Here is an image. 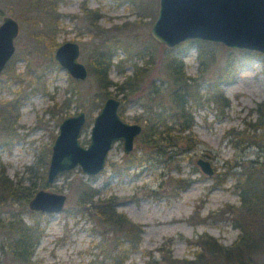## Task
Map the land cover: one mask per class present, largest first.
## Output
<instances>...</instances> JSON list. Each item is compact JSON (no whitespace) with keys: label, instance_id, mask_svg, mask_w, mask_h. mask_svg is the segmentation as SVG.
Segmentation results:
<instances>
[{"label":"rangeland","instance_id":"rangeland-1","mask_svg":"<svg viewBox=\"0 0 264 264\" xmlns=\"http://www.w3.org/2000/svg\"><path fill=\"white\" fill-rule=\"evenodd\" d=\"M34 4V0H0V23L8 15L19 24L9 67L14 77L11 76L13 71L7 69L0 74V167L24 186L31 182L36 186L44 183L41 189L66 196L61 213H42L37 217L44 233L32 262L115 264L114 255L120 248H127V243L116 244L118 236L111 228L81 211L77 199L84 189L82 181L97 190L100 200L114 196L118 202L116 211L143 225L138 249L122 254L119 259L122 264H144L150 253L159 257L157 249L169 238L174 239L169 248L178 259L193 257L198 248L192 242L203 233L223 245H231L240 231L234 225L235 217L224 210L227 205H239L235 184L241 165L262 160L264 156L262 148L253 142L262 134L253 124L257 120L256 106L264 100V55L253 52L246 55L241 52L247 51L207 42L215 45L216 64L200 80L202 105L190 108L194 123L189 133L198 143L190 150L156 158L137 138L128 154L123 150L122 141H117L98 175L87 176L78 166L59 175L53 183H47L51 146L60 122L80 111L85 112L87 122L80 142L87 146L93 118L108 97L91 74L90 61L95 52L115 44L110 80L121 82L133 73L135 66H146L145 93L150 83L158 85L164 100L170 92L164 72L166 56L179 57L188 76H198L200 66L196 41H185L167 49L151 37L150 28L157 16L159 0H55L58 29L48 34L49 37L42 30L44 15L28 8ZM66 41L80 46L79 60L88 70L85 81L74 80L53 61L55 49ZM126 46H130L129 51L125 50ZM232 57L237 61L234 78L220 84L229 105L219 109L207 101L206 92L214 73ZM108 93L117 97L113 86ZM7 103L14 105L7 108ZM120 113L125 122L142 126L141 118L148 116L141 99L121 103ZM199 158L211 163V176L204 174L196 164ZM10 213H21L24 222L33 223L28 205L25 208L17 204L0 206L1 220H6ZM3 232L0 228L1 243L7 241ZM256 260L264 264V253ZM0 261L15 264L10 255L1 251Z\"/></svg>","mask_w":264,"mask_h":264},{"label":"trees","instance_id":"trees-1","mask_svg":"<svg viewBox=\"0 0 264 264\" xmlns=\"http://www.w3.org/2000/svg\"><path fill=\"white\" fill-rule=\"evenodd\" d=\"M34 3V7L30 5L28 8H34L37 13L44 15L45 24L42 28L44 33H42L48 36L58 29L57 14L55 15L54 11L55 0H34ZM86 14H89V11H86ZM40 18L43 19L41 16ZM89 24L99 28L96 24ZM196 43L200 66L198 76L186 75L184 63L179 57L174 55L165 57L164 72L170 86L167 101L164 100V97H160L158 85L150 83L148 91L145 93L146 87H143V82L146 76V66H135L133 73L125 76L121 82L110 80L109 71L111 66H114L112 64V49L115 48L113 47L115 44H108L103 47L104 51L95 52L92 55L91 74L95 77L97 85L104 95L109 97L108 89L113 86L115 96L119 97L123 104L134 101V99H141L148 116L141 118L144 122L143 129L136 138L139 140V144L156 158L179 155L198 144H196L194 136L189 133L194 123L190 108L192 105H202V95L199 94L200 80L216 64V51L215 45L211 43L203 41H196ZM162 47L164 48V46ZM129 49L130 46L125 47L126 51ZM229 52L231 53V51ZM149 56L153 58L152 54ZM235 60L234 57L232 60L227 59L217 73H214V78L210 80V86L206 92L207 101L213 102L219 109L229 105L220 84L229 83L234 78L237 63ZM12 61L13 58L5 67L8 72L13 71L12 68L9 69ZM14 74L13 71L11 76ZM145 98L147 102H145ZM7 104V108L14 105L13 103ZM255 111L257 120L253 126L261 129L262 134L253 139V142L258 143V147L260 146L264 153V100L257 104ZM119 114L122 115L120 110ZM241 166L242 171L235 184L239 191V205L230 204L227 205V210H224V213L235 217L233 218L234 225L240 231L232 244L223 245L215 237L203 233L192 242L198 248L193 252V257L178 259L173 257L169 248L174 239L169 238L168 242L160 245L157 249L160 256L156 258L150 253L149 259L144 264H258L257 257L264 253V156H262V160L249 161ZM43 187H45L44 183L36 186L33 182L24 186L21 181H14L10 178L5 169L0 167V206L10 207L17 204L25 208L33 194ZM81 187L84 189L77 199V205L82 208L81 211L87 212L90 216L93 215L92 217L96 218L98 222L111 228L118 236L116 244L127 243L126 249L120 248V251L114 255L117 258L114 263L122 264V260H119L122 254L125 255L138 249L143 225L132 221L124 213L117 212L115 206L118 202L114 196L100 200L97 197V190L91 188L87 183L82 181ZM198 208L199 206L197 210ZM31 212L32 224L24 222L21 213H10L6 220L0 219V228L4 230L3 234L7 237L5 243L0 241V251L10 255L15 264H35L32 262V257L44 233L37 217L43 214Z\"/></svg>","mask_w":264,"mask_h":264},{"label":"water","instance_id":"water-1","mask_svg":"<svg viewBox=\"0 0 264 264\" xmlns=\"http://www.w3.org/2000/svg\"><path fill=\"white\" fill-rule=\"evenodd\" d=\"M18 32V22L11 16H4L0 23V74L15 53L14 40ZM150 35L167 49L185 41H203L264 55V0H159ZM79 56V44L66 41L55 49L53 61L74 80L85 81L88 70ZM120 104L119 98L114 96L103 101L93 118L87 146L80 142L87 122L85 112L80 111L60 122L51 146L47 183H53L59 175L78 166L87 176L98 175L117 141H122L126 154L132 151L143 126L125 122L119 114ZM196 164L204 174H213L209 161L199 158ZM65 202L64 194L39 189L29 200L28 208L56 215L63 211Z\"/></svg>","mask_w":264,"mask_h":264},{"label":"flooded vegetation","instance_id":"flooded-vegetation-1","mask_svg":"<svg viewBox=\"0 0 264 264\" xmlns=\"http://www.w3.org/2000/svg\"><path fill=\"white\" fill-rule=\"evenodd\" d=\"M120 100V99H119ZM120 106H121V104H120ZM119 110H120V107H119Z\"/></svg>","mask_w":264,"mask_h":264}]
</instances>
